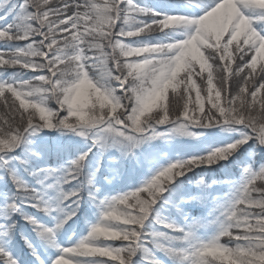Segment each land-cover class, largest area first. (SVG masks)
I'll use <instances>...</instances> for the list:
<instances>
[{
    "label": "snow or ice",
    "instance_id": "6c2138e0",
    "mask_svg": "<svg viewBox=\"0 0 264 264\" xmlns=\"http://www.w3.org/2000/svg\"><path fill=\"white\" fill-rule=\"evenodd\" d=\"M193 129L238 135L142 148ZM197 205L206 216L186 211ZM93 206L86 235L57 239ZM17 233L24 264H264V6L0 0V264H22Z\"/></svg>",
    "mask_w": 264,
    "mask_h": 264
},
{
    "label": "rangeland",
    "instance_id": "374dc122",
    "mask_svg": "<svg viewBox=\"0 0 264 264\" xmlns=\"http://www.w3.org/2000/svg\"><path fill=\"white\" fill-rule=\"evenodd\" d=\"M197 83H199V81H197ZM201 130H205V129H193V131L203 132V135L200 136V137L192 138V137H183V136L177 135V136H174L173 139H171V140L178 139V138H182L183 140H188L190 143H192L190 145H193V144L194 145H200L199 148H202V149L204 148V150H207V149L215 146V140H217L219 138L232 137L235 134V132H233V131L220 130V129L213 130L211 132H208V130H206V131H201ZM210 133L213 134V135L210 136ZM159 140H162V139H157V140H155V142L156 141H159ZM153 146H157V145L154 142L151 141L149 147H153ZM154 148H156V147H154ZM189 150H191V149H189ZM115 153L116 152H113L112 154H115ZM175 154H177V153H175ZM128 165H130V164L128 163ZM125 167L127 169H131V166L130 167L129 166H126V164H125ZM196 171H200V169H197ZM132 175L134 177L131 178L127 183H125L124 181H123V183H121L120 180L113 181V183L111 185L105 183L103 185L105 192H110V193L113 192L112 194H114L115 191L125 190L126 187L130 183L135 182V181H138L139 179H142L143 178V176L140 175L139 169H137L135 172H132L131 177H132ZM224 188H225V190H227L226 187H224ZM86 195H87V193L84 194L85 197H86ZM201 210H204V211H201L200 214L197 217H202V216H206L207 215L208 209H206L204 207H201ZM89 211L93 214V216L95 218V220L93 222H95L96 219H97V214H96V210H95L94 206L93 207H89ZM46 217L48 218V220H51L50 217H48V216H46ZM213 228H214V226L207 225L206 227H203L202 229H200V231L203 234L210 235L211 234V231L213 230ZM42 245H45L46 246L44 248L46 252L48 250H52V251H55V253H56V249L55 248H53V247H51L49 245L43 244V243H42ZM9 248L11 250L12 244H10ZM36 251L38 253H41L39 251V247L38 246L36 247Z\"/></svg>",
    "mask_w": 264,
    "mask_h": 264
},
{
    "label": "trees",
    "instance_id": "16d2710c",
    "mask_svg": "<svg viewBox=\"0 0 264 264\" xmlns=\"http://www.w3.org/2000/svg\"><path fill=\"white\" fill-rule=\"evenodd\" d=\"M148 2L149 3H154V2H156V0H148ZM237 135H238V133L235 132L234 136H232V137H235ZM152 142H154L157 146L149 147L150 144H145V145H142V148L145 149V150H151V148L156 147V148L160 149L161 151H166L168 153H172V152L173 153H179V152L193 151V150H195V149L200 147V145H194V144L190 145L192 143H190L188 140H183L182 138H178V139H174V140H164V139H162V140H159V141H156V142L155 141H152ZM189 149H191V150H189ZM235 171H236V173L238 175L237 169H235ZM189 175H191V173H189ZM211 178H212L211 174L206 176V179L210 180ZM217 178H221V177L218 176ZM165 195H167V193H165ZM197 207H198V205L195 206V208H186L187 209L186 211H188L190 213V211L192 210L191 212L197 213V211H198V210H196ZM70 221H71V223H70ZM74 221H75V219L72 217V219H70L68 222H66L67 224L66 223L64 224L65 225L64 228L66 229L67 227L71 226ZM21 225H23V228L25 229L26 235H28L29 233H33L31 231V227L29 225L24 224L23 221H21ZM16 237H17V240L24 245V247L27 246V245L25 246L24 241L23 242L20 241V237L18 235Z\"/></svg>",
    "mask_w": 264,
    "mask_h": 264
},
{
    "label": "clouds",
    "instance_id": "9594fccd",
    "mask_svg": "<svg viewBox=\"0 0 264 264\" xmlns=\"http://www.w3.org/2000/svg\"><path fill=\"white\" fill-rule=\"evenodd\" d=\"M255 2L264 6V0H255Z\"/></svg>",
    "mask_w": 264,
    "mask_h": 264
}]
</instances>
